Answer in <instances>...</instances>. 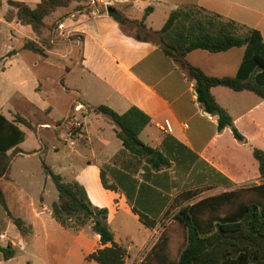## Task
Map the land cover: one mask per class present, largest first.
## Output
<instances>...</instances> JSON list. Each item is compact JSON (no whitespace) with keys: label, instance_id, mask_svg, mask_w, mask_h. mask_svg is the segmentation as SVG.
Instances as JSON below:
<instances>
[{"label":"crops","instance_id":"crops-1","mask_svg":"<svg viewBox=\"0 0 264 264\" xmlns=\"http://www.w3.org/2000/svg\"><path fill=\"white\" fill-rule=\"evenodd\" d=\"M9 1L0 0V113L9 120L15 114H20L36 127L39 147L26 150L23 148L25 140L20 148L32 153L22 157L44 156L47 159L50 154L49 143H45L40 131L44 129L55 135L51 150L59 167L65 172L62 173L64 179L78 181L85 187L93 206L108 210L107 221L114 239L128 250L125 264L141 262L148 252L135 256L130 261L131 248L119 238L115 223L127 236V242L131 243L137 228L142 235L141 245L148 246L156 228L165 220L167 211L180 194L205 190L214 185H218L216 188L219 189L226 180L230 184H236L231 186L234 189L240 187L239 183L250 175L254 176L250 183H264L251 145L246 146L242 142L234 145L232 141L235 138L230 128L219 131L217 117L205 112L197 101L194 81L188 79L179 65L164 55L158 46L137 41L131 35L124 34L119 23L108 14V7L101 6L96 13L91 5H83L78 10L74 3L47 19V23L51 24L68 14L60 27L66 37H69L71 48H78L80 55L75 68H65L70 73H80L82 84L93 89L100 102H103L102 105L120 114L134 106L147 114L150 123L140 133L141 141L152 148H159L167 139V145L177 152L180 163L172 161L170 168L158 173L149 171L147 179L140 177L139 174L144 172L142 165L124 151L122 142L116 137L114 125L93 112L84 115V130L77 134L79 138H66L64 131L58 133L54 124H63L71 111V104L80 100L82 105H97L81 101L87 92L79 90L77 86L67 116L62 119L52 117L55 109L43 90L44 77L38 70L46 66L52 56L54 61L63 65L65 60L73 59L65 54H56L55 49L46 51V57L26 49L25 43L37 42V36L30 26L5 18L11 9ZM12 1L23 2L34 8L40 0ZM106 1L131 21L140 20L145 10L151 8L144 23L147 28L155 31L163 27L172 11L183 5L197 4L259 30L264 40V0ZM217 54L220 53L194 50L187 55V61L209 76L235 77L243 54L231 66L224 63L229 61L227 58L216 60ZM62 89L67 91L65 84ZM211 92L217 103L233 118L234 126L245 139L251 140L252 146L264 151V102L254 99L257 96L251 92H236L223 86L214 87ZM34 114L45 116L43 120L36 122L31 119ZM93 119H96V124ZM166 120L172 125L170 133L161 129ZM19 126L24 132L27 129ZM230 137L232 141L229 140ZM170 138H174L183 147ZM80 139H84L86 143L78 144L75 153L76 157L85 159V165L75 163V156L69 147L70 144L84 141ZM19 156L21 155L16 158ZM101 169L114 190L102 187ZM3 181L14 182L19 186L18 183L9 176V179L2 180L1 187L11 215L23 219L30 225L31 231L26 236L21 235L6 211L0 207V234L14 242L12 247L15 250L14 257L7 261L0 252V264H97L87 257L103 246L90 226L79 232L63 229L53 219L51 207L46 204L43 196L38 205L23 189L17 190L12 186L5 188ZM99 185L105 194L100 192ZM133 207L157 220V226L153 229L146 228L140 222L138 214L133 212ZM0 246L7 247L8 244L0 243Z\"/></svg>","mask_w":264,"mask_h":264},{"label":"trees","instance_id":"trees-1","mask_svg":"<svg viewBox=\"0 0 264 264\" xmlns=\"http://www.w3.org/2000/svg\"><path fill=\"white\" fill-rule=\"evenodd\" d=\"M74 3L81 10L83 5H89V0H40L34 8L23 2L10 0L8 4L11 9L5 18L30 26L37 36V42H26L25 48L46 57V51L53 47L52 33L68 14L51 24L47 23V19L58 10L68 8ZM150 12L151 8H148L140 20L132 21L117 10L109 15L119 23L124 34L131 35L137 41L158 46L164 55L178 64L187 78L194 81L199 105L205 112L217 117L218 130L230 128L236 140L245 141L244 135L234 126L233 118L217 103L211 90L223 86L236 92L248 91L264 101V40L261 32L197 4L183 5L172 11L163 27L155 31L147 28L144 23ZM126 24L129 30L126 29ZM234 48L244 49L235 77L209 76L187 61V55L194 50L224 53ZM60 83L64 86L63 79ZM84 107L86 113L91 111L102 115L114 125L116 137L122 142L124 151L142 165L144 172L139 174L140 177L147 179L149 171L158 173L166 170L172 166V161L180 163L177 152L167 145V139L159 148H152L141 141L140 133L150 123V117L137 107L133 106L121 114L106 105L84 104ZM19 125L32 131L36 128L20 114H15L9 120L0 113V205L20 234L26 236L31 231L30 225L11 215L1 187L2 180L9 179L14 158L32 153L24 152L20 148L26 140V133ZM170 139L183 147L174 138ZM252 154L258 162L259 174L264 178V151L254 148ZM42 168L58 192V199L50 206L53 219L63 229L74 232L90 226L99 236L103 247L87 259L97 264H125L128 250L115 241L107 221L108 210L93 206L85 187L78 181H66L44 161ZM100 180L104 189H115L108 184L102 169ZM231 186L226 180L222 185L226 191L201 199L197 197L203 191L218 185L177 196L165 219H171L185 231V245L177 259L169 264H264V183L234 189ZM133 212L138 214L140 222L146 228L153 229L157 226V220L138 212L134 207ZM168 243V229L164 227L141 264H163V252ZM0 252L6 261L15 255L11 245L0 246Z\"/></svg>","mask_w":264,"mask_h":264},{"label":"rangeland","instance_id":"rangeland-1","mask_svg":"<svg viewBox=\"0 0 264 264\" xmlns=\"http://www.w3.org/2000/svg\"><path fill=\"white\" fill-rule=\"evenodd\" d=\"M126 29L129 30V27L126 24ZM69 37H66V34L64 32L63 35H60L58 32V28L52 33L51 36V44L53 45L52 49H55L56 54H65L68 55L69 58L73 59H67L65 60V64H61L59 61H54L53 56L50 58V60L47 62L46 66H42L39 68V74L44 77L42 85L44 87V92L46 95H48L47 99L53 104L54 106V114L53 118L55 119H62L67 116V113L69 111V104L73 96H75V88L78 86V89L81 91H86L87 94L85 97L81 99L84 101H87L91 105H102L103 102H100L99 98L95 95L93 89H91L88 85H83L80 79V73H70L65 67L72 68L75 65V62L78 60L80 55V50L76 47H72L69 42ZM51 49V50H52ZM243 48H236L232 49L230 52L226 54H217L216 60H229L228 62H224L225 64H228V66H231L235 62L238 61V59L243 54ZM227 58V59H226ZM58 59V57H56ZM75 68V67H74ZM60 79H63V83L65 84L67 91L62 89V85L60 83ZM254 99L264 102L262 99L257 98L254 96ZM80 103V100H79ZM77 103L74 102L71 104V111L68 115V117L63 121V124L61 122L55 123L54 127H56V130L58 133L61 131H64L66 134V138L68 137L70 139H77L79 138L77 133L75 131L72 132L71 130L74 129L73 122L74 118L79 119V122H83L84 115H88L91 113V111L85 113L82 117L80 116V113L75 112L74 106ZM29 115V114H28ZM45 115H39L34 114L31 119L32 121L38 122L39 120H43ZM81 117V118H80ZM103 118V117H102ZM36 119V120H34ZM94 124L97 123L96 119H93ZM27 134V139L23 145V148L28 150L32 149L34 147H39L38 143V132L35 133V131H30L28 129H24ZM230 132V131H229ZM230 136L232 135L231 132L229 133ZM40 135L45 141V143H49L48 148L50 149L49 157L46 159L44 156H37L33 158L29 157H15L11 164V170H10V178H12L14 181L18 183L17 184L10 183V181H3V186L6 188L8 186H12V188H16L17 190L19 188L23 189V191L27 194V196L30 199H33L36 204L40 205V198L43 196L46 204L48 206H51V204L58 199V192L51 181V179L44 173L42 168V162L44 161L48 166H50L54 172L60 174L63 176L62 173L63 170L59 167L56 158L53 156V150H51V144L52 140L55 139V135L51 131L47 130H41ZM64 138V139H66ZM84 138V137H83ZM84 140V139H80ZM230 141L231 137L229 138ZM227 140L229 143L230 141ZM85 141V140H84ZM78 141L75 142L76 144H70L69 147L73 152V156L76 157L75 149H77L78 144L80 143L85 144L86 141ZM234 145H240L241 142L234 139L232 141ZM242 144H245L246 146L252 147V151L254 148H259L257 146H252V141L249 139H245V141L242 142ZM75 163L79 165H85V159L83 157H76ZM61 169V170H60ZM62 171V172H59ZM251 174H253L251 172ZM67 177H70L67 175ZM254 176L250 175L248 178L244 179L241 183H239V186L242 187H248L252 186L253 183H250V180H252ZM66 181H71V178H67ZM232 186L236 185L234 183H231ZM100 192L102 194H105L104 189H102L99 185ZM212 190L207 191L205 193H202L197 199L217 195L224 190V188H211ZM11 190L8 191V194L10 195ZM95 198L94 196H92ZM1 207V205H0ZM165 224V225H163ZM116 225V233L119 235V238L121 241L124 242L126 246H129L131 248V259L135 256H142L145 252H149L152 248V246L156 243L158 240L161 232L163 231L164 227L168 229V236H169V243L167 249L163 252L165 253V262L163 264H169L170 262H173L177 259L179 252L182 250V248L185 245V231L179 227L176 223H173L171 219H165L162 223L158 225L156 228V232L153 234V238L148 244V246H142V235L140 232L135 229V233L133 234V238L130 242H127L125 240V233L123 231H120L117 224ZM69 231V230H67ZM71 231V230H70ZM129 261V262H130ZM15 264V263H14ZM20 264V263H18ZM141 264V262H139Z\"/></svg>","mask_w":264,"mask_h":264},{"label":"built area","instance_id":"built-area-1","mask_svg":"<svg viewBox=\"0 0 264 264\" xmlns=\"http://www.w3.org/2000/svg\"><path fill=\"white\" fill-rule=\"evenodd\" d=\"M89 5L93 6L96 9L95 12L98 13L99 7L103 6V7L107 8L111 5V3L106 1V0H89ZM60 26L61 25L59 24L58 32L60 35H63L64 30ZM76 103L77 104L74 106L75 112L80 113V116L84 115L86 113V109H85L84 105H82L78 101H76ZM73 126H74V129L71 130V134L73 131H75L77 134H81V131L84 130V122H82V121L79 122V119L74 118ZM161 129L170 133V132H172V125L168 120H166L164 122L163 126H161ZM0 243H7L8 245H11V246L14 245V242L12 240H10L4 234H0Z\"/></svg>","mask_w":264,"mask_h":264},{"label":"water","instance_id":"water-1","mask_svg":"<svg viewBox=\"0 0 264 264\" xmlns=\"http://www.w3.org/2000/svg\"><path fill=\"white\" fill-rule=\"evenodd\" d=\"M115 11H116V9L114 8V7H108L107 8V12H108V14H112V13H115ZM197 94V93H196Z\"/></svg>","mask_w":264,"mask_h":264}]
</instances>
